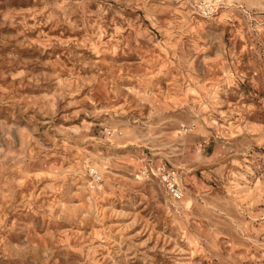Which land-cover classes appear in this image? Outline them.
<instances>
[{
    "label": "rangeland",
    "instance_id": "374dc122",
    "mask_svg": "<svg viewBox=\"0 0 264 264\" xmlns=\"http://www.w3.org/2000/svg\"><path fill=\"white\" fill-rule=\"evenodd\" d=\"M0 264H264V0H0Z\"/></svg>",
    "mask_w": 264,
    "mask_h": 264
},
{
    "label": "built area",
    "instance_id": "2783aa9c",
    "mask_svg": "<svg viewBox=\"0 0 264 264\" xmlns=\"http://www.w3.org/2000/svg\"><path fill=\"white\" fill-rule=\"evenodd\" d=\"M161 176L162 182L166 185L169 193L173 199H180L183 195L180 184L178 180L173 176L172 173L163 171Z\"/></svg>",
    "mask_w": 264,
    "mask_h": 264
}]
</instances>
